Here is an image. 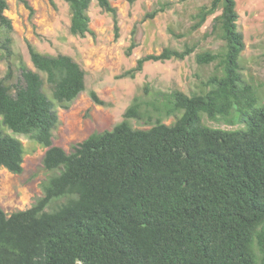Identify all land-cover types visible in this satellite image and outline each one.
<instances>
[{"label": "trees", "instance_id": "1", "mask_svg": "<svg viewBox=\"0 0 264 264\" xmlns=\"http://www.w3.org/2000/svg\"><path fill=\"white\" fill-rule=\"evenodd\" d=\"M63 1L70 34L93 36V0ZM112 1L95 0L111 16L117 40ZM7 7L0 0V62L6 66L0 78V168L22 173L25 150L18 136H25L45 149L42 166L49 175L28 209L8 215L0 207V264H264V103L257 105V89L241 73L245 45L236 1L209 0L191 16V32L212 17L205 37L224 43L217 53L195 55L199 66L214 64L200 92H153L145 85L119 123L69 153L52 144L57 108H68L86 90L85 71L72 57L40 53L25 41L33 70L28 68L12 49ZM135 30L126 56L137 46ZM194 50L165 47L118 78H134L148 62L182 61ZM89 96L105 105L94 91ZM202 115L244 127L211 128ZM169 118L174 121L166 125ZM132 120L148 128L135 129Z\"/></svg>", "mask_w": 264, "mask_h": 264}, {"label": "rangeland", "instance_id": "2", "mask_svg": "<svg viewBox=\"0 0 264 264\" xmlns=\"http://www.w3.org/2000/svg\"><path fill=\"white\" fill-rule=\"evenodd\" d=\"M235 1L239 16L237 24L245 45L239 59L241 73L245 81L256 87L259 96L257 105L260 106L264 103V0ZM6 2L8 7L4 14L11 20L14 31L12 49L22 56L28 68L33 70L25 41L43 54L68 55L85 71L86 90L68 108H57L59 124L53 132L52 144L67 153L72 151V146L91 134L110 130L119 123L133 98L143 95L145 85H149L153 92L173 89L187 95L200 92L204 86L202 83L214 73V64L199 66L195 55L205 51L217 53L224 45L219 39L205 37L212 17L197 31L189 30L193 24L191 16L199 7L208 5L209 0H133L132 4L125 0H114L111 4L117 10L120 34L117 40L114 39L111 16L102 11L95 0L88 11L90 29L94 35L85 38L70 34L69 9L63 0H52V3L51 0ZM165 4L169 6L153 19L145 18ZM133 27L136 28L137 46L130 56H126ZM185 45H195V50L182 61L148 62L134 78H118L145 55L159 54L165 47L181 50ZM5 71V63L0 62V78ZM44 90L52 99L47 87ZM91 91L105 103L104 106L91 101ZM232 117L238 120L235 112ZM201 118L202 123L211 128L236 130L244 127L243 123L237 121L230 124L210 121L205 115ZM173 121V118H169L164 123L170 125ZM131 124L135 129L148 128L134 120ZM18 138L25 150L22 173L14 175L0 168V207L8 215L28 209L42 195L41 184L49 175L42 166L45 149L25 136Z\"/></svg>", "mask_w": 264, "mask_h": 264}]
</instances>
